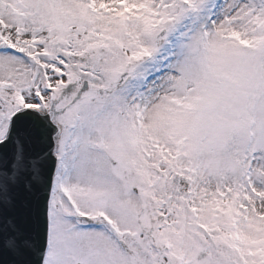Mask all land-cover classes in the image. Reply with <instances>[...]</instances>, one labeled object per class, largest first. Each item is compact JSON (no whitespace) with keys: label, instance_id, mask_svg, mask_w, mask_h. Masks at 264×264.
I'll return each mask as SVG.
<instances>
[{"label":"snow or ice","instance_id":"1","mask_svg":"<svg viewBox=\"0 0 264 264\" xmlns=\"http://www.w3.org/2000/svg\"><path fill=\"white\" fill-rule=\"evenodd\" d=\"M0 264H264V0H0Z\"/></svg>","mask_w":264,"mask_h":264}]
</instances>
